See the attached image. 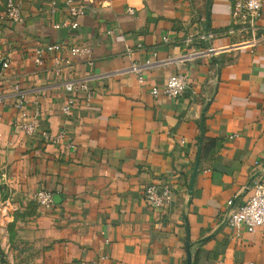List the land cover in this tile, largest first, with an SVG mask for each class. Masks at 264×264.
Returning a JSON list of instances; mask_svg holds the SVG:
<instances>
[{"label":"crops","instance_id":"0c3cea01","mask_svg":"<svg viewBox=\"0 0 264 264\" xmlns=\"http://www.w3.org/2000/svg\"><path fill=\"white\" fill-rule=\"evenodd\" d=\"M84 1L77 29L55 26L68 18L65 0H21L18 22L0 13V52L11 56L0 77L8 179L34 224L41 264H264V226L236 235L227 204L245 203L264 179V6L252 31L233 21L234 0ZM49 42L92 54L71 57L73 72L57 75L51 57L43 66L29 58ZM147 61L141 82L131 66ZM177 72L190 78L183 97L151 94ZM70 79L87 81L95 97L87 104L75 93L65 118ZM17 82L31 113L68 129L75 149L15 128ZM152 182L171 183L169 207L145 200ZM43 188L59 195L48 210L33 201Z\"/></svg>","mask_w":264,"mask_h":264},{"label":"built area","instance_id":"2783aa9c","mask_svg":"<svg viewBox=\"0 0 264 264\" xmlns=\"http://www.w3.org/2000/svg\"><path fill=\"white\" fill-rule=\"evenodd\" d=\"M68 5V18L57 23L55 26L79 28V17L85 14L86 3L84 0H65ZM21 0H6L3 18L9 22H18L21 17ZM264 6V0H234L233 4V21L242 23L248 26L250 30H256L257 20L261 15ZM129 13L134 14V9L129 8ZM112 32V31H110ZM206 35H209V32ZM204 39V35L201 37ZM195 39L194 35H189L187 42H192ZM168 36L163 37V41H169ZM130 50V48H128ZM92 47L89 45H69L66 42H49L35 46L29 52V58L37 66H43L46 60L51 57L54 60V71L57 75H62L65 67L69 68V74L73 71L71 57H91ZM199 55L200 52L192 53ZM192 54L184 55L181 59L187 60L192 57ZM176 58H170L163 63H170ZM178 60V59H177ZM0 77L4 74L11 65V56L0 52ZM153 63L147 61L145 63H133L131 70L138 74L141 82L144 81V70L151 67ZM190 87V78L186 73L177 72L172 74L164 87L153 86L151 94L155 97L164 94L172 100L183 97ZM14 97L11 101L12 108L15 109L17 115L13 121L16 129L24 132L28 136L39 134L42 140L49 145H63L66 149H75L76 142L71 137L68 129L63 128L58 132L51 130L43 125L42 118L39 112L31 113V100L27 93L20 86L14 83L12 85ZM65 90L68 93L66 101L61 106V113L65 118L72 115L73 106L75 104V93L81 91L84 93L85 103L89 104L95 97L94 90L85 80L75 81L70 79L65 82ZM184 143L185 140L181 139ZM145 200L153 208L169 207L173 202V188L171 183L152 182L144 188ZM59 195L51 188H43L35 195V200L38 205L44 209H51L58 202ZM228 225L233 229L236 235H239L241 230L245 228L249 232H254L258 227L264 226V179L255 181L253 184V194L249 199L235 206L234 199L228 201ZM107 255L101 256L102 259H107Z\"/></svg>","mask_w":264,"mask_h":264},{"label":"rangeland","instance_id":"374dc122","mask_svg":"<svg viewBox=\"0 0 264 264\" xmlns=\"http://www.w3.org/2000/svg\"><path fill=\"white\" fill-rule=\"evenodd\" d=\"M5 2L0 0V13L5 10ZM7 142L5 127L0 122V264H41V244L31 234L34 224L28 222L23 202L18 200L8 179L6 153L11 147Z\"/></svg>","mask_w":264,"mask_h":264},{"label":"water","instance_id":"95a60500","mask_svg":"<svg viewBox=\"0 0 264 264\" xmlns=\"http://www.w3.org/2000/svg\"><path fill=\"white\" fill-rule=\"evenodd\" d=\"M205 30H206V32H207V34H208V25H207V27L205 28ZM0 69H1V63H0ZM198 162H199V158H198V160H197V162H196V167L198 166ZM191 191V190H190Z\"/></svg>","mask_w":264,"mask_h":264}]
</instances>
